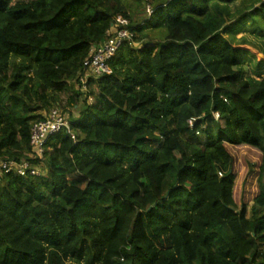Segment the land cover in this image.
<instances>
[{"label": "trees", "instance_id": "16d2710c", "mask_svg": "<svg viewBox=\"0 0 264 264\" xmlns=\"http://www.w3.org/2000/svg\"><path fill=\"white\" fill-rule=\"evenodd\" d=\"M236 1L151 0L147 16L141 0H0V159H27L63 94L77 111L75 141L46 139L43 174H0V264H264V63L247 73L236 37L264 40V0ZM118 16L139 45L83 93V60ZM240 145L260 162L237 206Z\"/></svg>", "mask_w": 264, "mask_h": 264}, {"label": "built area", "instance_id": "2783aa9c", "mask_svg": "<svg viewBox=\"0 0 264 264\" xmlns=\"http://www.w3.org/2000/svg\"><path fill=\"white\" fill-rule=\"evenodd\" d=\"M144 2V10L147 16H150L154 9L151 0H141ZM128 21L121 16L116 17L114 23L106 31V37L100 43L91 46L88 55L83 60V68L78 77L80 88L83 93L87 90L86 79L88 75L100 76L109 74L111 68L109 60L115 55L118 48L124 42H129L137 46L138 42L134 40L135 34L127 27ZM89 102L92 97H87ZM219 113H214V118H218ZM193 118L188 120L190 126L193 125ZM65 131L75 141L76 135L70 124V116L59 106L50 108L43 113V117L34 122L30 129V152L27 159L19 161L14 159H0V174L16 173L20 176H39L44 173L42 159L44 156L45 143L49 135L59 131Z\"/></svg>", "mask_w": 264, "mask_h": 264}, {"label": "rangeland", "instance_id": "374dc122", "mask_svg": "<svg viewBox=\"0 0 264 264\" xmlns=\"http://www.w3.org/2000/svg\"><path fill=\"white\" fill-rule=\"evenodd\" d=\"M249 2L252 3L253 0H237L236 2L230 5V8L232 11L247 9L251 7V4ZM136 5L140 9H142L144 6L141 2H136ZM246 25L251 26V23H247ZM236 37H244L246 39V42L245 44H242L240 46L250 51V58H248V62L245 65L247 73H252L254 71L259 70L256 69L255 65L256 63H258V61L264 63V40L261 39L258 35L251 32L250 30H242L236 35ZM149 38L152 41H155V39H157V36L153 35L152 33V36H147L146 38H144L145 40H143L142 43H144V41L148 42ZM262 65L263 66L260 68V70L261 73L264 75V64ZM65 101L66 95L63 94L59 107L62 108L65 112H67L70 117L75 116L77 114V111L75 109L72 110L70 107H67ZM82 101L83 98L81 97L80 103ZM229 149L234 156L233 172L236 175L232 193L233 199L237 206H240L241 203H247L248 205H250L252 198L256 193V177L260 162V153L258 150L245 145L229 146Z\"/></svg>", "mask_w": 264, "mask_h": 264}]
</instances>
